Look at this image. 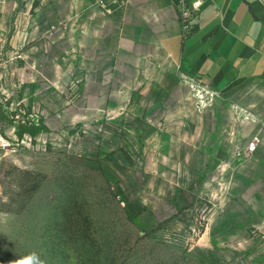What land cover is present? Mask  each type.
Masks as SVG:
<instances>
[{
  "label": "rangeland",
  "instance_id": "374dc122",
  "mask_svg": "<svg viewBox=\"0 0 264 264\" xmlns=\"http://www.w3.org/2000/svg\"><path fill=\"white\" fill-rule=\"evenodd\" d=\"M127 2L0 0V264H264V86L165 69Z\"/></svg>",
  "mask_w": 264,
  "mask_h": 264
},
{
  "label": "crops",
  "instance_id": "0c3cea01",
  "mask_svg": "<svg viewBox=\"0 0 264 264\" xmlns=\"http://www.w3.org/2000/svg\"><path fill=\"white\" fill-rule=\"evenodd\" d=\"M126 7L119 40L157 46L165 69L222 92L264 86V0H129ZM185 7L191 10L187 28ZM117 48L104 49L120 57ZM151 55L155 59V50Z\"/></svg>",
  "mask_w": 264,
  "mask_h": 264
},
{
  "label": "built area",
  "instance_id": "2783aa9c",
  "mask_svg": "<svg viewBox=\"0 0 264 264\" xmlns=\"http://www.w3.org/2000/svg\"><path fill=\"white\" fill-rule=\"evenodd\" d=\"M200 1H195L193 3V8H197L200 5ZM191 15V10L187 7L183 9L182 16L184 18V28L188 27V22L186 21L187 18ZM196 83H200V81H195ZM204 83V82H203ZM206 86H208L206 83H204ZM261 138L259 135H254L251 137V139L247 142L246 147H245V152L247 154H253L257 149L260 144Z\"/></svg>",
  "mask_w": 264,
  "mask_h": 264
},
{
  "label": "clouds",
  "instance_id": "9594fccd",
  "mask_svg": "<svg viewBox=\"0 0 264 264\" xmlns=\"http://www.w3.org/2000/svg\"><path fill=\"white\" fill-rule=\"evenodd\" d=\"M17 264H43V261L40 260L36 253H31L30 255L18 261Z\"/></svg>",
  "mask_w": 264,
  "mask_h": 264
}]
</instances>
